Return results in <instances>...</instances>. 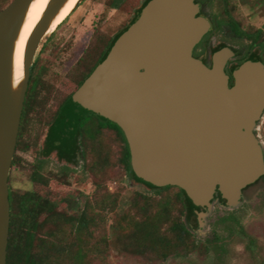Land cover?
I'll return each mask as SVG.
<instances>
[{
	"label": "water",
	"instance_id": "obj_1",
	"mask_svg": "<svg viewBox=\"0 0 264 264\" xmlns=\"http://www.w3.org/2000/svg\"><path fill=\"white\" fill-rule=\"evenodd\" d=\"M32 0L0 11V264H7L9 177L17 147L31 68L47 36V13L28 42L24 81L11 89L13 46ZM195 0H151L112 45L72 97L81 117L117 125L139 177L156 188H179L205 221L215 204L236 209L243 192L264 177L256 130L264 115V65L246 61L233 72L225 48L211 68L192 52L208 33Z\"/></svg>",
	"mask_w": 264,
	"mask_h": 264
},
{
	"label": "trees",
	"instance_id": "obj_2",
	"mask_svg": "<svg viewBox=\"0 0 264 264\" xmlns=\"http://www.w3.org/2000/svg\"><path fill=\"white\" fill-rule=\"evenodd\" d=\"M12 1L0 0V11ZM150 1L144 0L128 25L115 35L97 36L96 42L85 51L69 74V80L75 85L74 91L60 101L50 115L46 114V107L53 87L44 79L47 67L40 65V57L35 60L12 163V167L21 165L22 160L17 153H27L35 148L37 159L32 166L31 180L36 186L49 185L43 171L47 160L55 153L57 159L66 164L60 172L64 184H68L70 174L76 172L72 166L81 163L82 175L102 178L94 181L96 189L103 186L108 173L116 171V175L128 177L130 182L143 186L150 194L133 193L127 210L121 214L117 211L120 191L106 192L97 203L87 199L82 207L77 208L76 199H73L71 206L60 208L59 203L44 197L39 191L18 193L10 190L7 264H108L113 250L121 258L142 259L149 264H208L213 254L221 256V260L233 241L243 245L252 264H264L263 247L240 226L237 211L228 212L216 221L215 229L220 227L224 236L214 231L212 240L199 241L187 223L195 221V211L200 209H196L179 188L147 185L133 168L123 131L102 118L79 116L72 105L73 95ZM230 1L233 0H221L220 9L226 13V24L237 31L234 17L237 6ZM124 4L125 0H108L105 7L117 11ZM56 32L43 45L41 55L55 49ZM241 36L254 42L264 41V33L260 30L252 33L242 31ZM244 60L246 58L239 63ZM259 61L263 60L259 58ZM34 116L42 130L45 129L42 147H39L41 136L30 133ZM109 221L111 224L107 226Z\"/></svg>",
	"mask_w": 264,
	"mask_h": 264
},
{
	"label": "rangeland",
	"instance_id": "obj_3",
	"mask_svg": "<svg viewBox=\"0 0 264 264\" xmlns=\"http://www.w3.org/2000/svg\"><path fill=\"white\" fill-rule=\"evenodd\" d=\"M107 1L83 0L58 31L55 30L51 33L53 34L57 31L53 43V48L56 50L49 49L46 54H40L43 45L47 44L51 34L47 35L41 42L35 60L40 57V65L47 67L48 73L45 74L44 79L53 87L46 107L47 115L53 113L60 101L74 91L75 85L69 80V74L83 57L85 51L96 42L97 36H113L125 28L144 0H125V4L117 11L108 10L105 7V2L107 3ZM233 1L237 6L234 17L240 23L242 31L252 33L255 30H260L264 33V3L261 7H256L255 4L258 5V3H255V0ZM233 1L230 2L233 4ZM228 44H232V42L228 41ZM43 119V121H46V118L43 117ZM37 120L38 118H33L30 133L33 136L37 134L41 136L39 147H42L45 129L43 128L42 130V125ZM256 135L264 153V115L258 123ZM36 155L35 148H32L27 153H17V157L22 160V163L11 168L9 190L18 193L39 191L44 197L59 203L60 208L71 206L73 199H76L77 208L82 207L87 199L97 203L105 196L106 192L113 194L116 191H120L117 211L121 214L127 210L129 199L133 193L150 194L143 186L130 182L128 177L116 175V171L108 173L107 179L104 178L103 186L100 189H96L94 181L102 178L90 174L82 175L81 163L77 166H72L76 169V172L71 173L68 178V184H64L62 182L63 178L60 177V172L66 164L59 161L55 153L47 160L43 171L44 177L49 179V185L46 187L36 186L31 180L32 166L36 163ZM238 210L240 211L238 212ZM233 211H237L236 215L240 219V226L256 238L264 250V179L244 190L242 204L238 208L223 209L218 204H215L205 221L199 222L195 220L187 223V226L199 241L212 240L214 231L219 232L222 236L225 235L220 227L215 229L216 221L225 217L228 212ZM110 224L111 221L108 222L107 226ZM227 249L228 252L221 260H219L221 256L217 257V255L213 254L208 264H252L247 259L248 256L242 244L233 241L230 242ZM113 251L109 254L108 264H149L142 259L137 261L121 258Z\"/></svg>",
	"mask_w": 264,
	"mask_h": 264
},
{
	"label": "flooded vegetation",
	"instance_id": "obj_4",
	"mask_svg": "<svg viewBox=\"0 0 264 264\" xmlns=\"http://www.w3.org/2000/svg\"><path fill=\"white\" fill-rule=\"evenodd\" d=\"M220 1L221 0H195V3L199 6V14L197 17L205 19L209 23L210 28L200 43L193 49L192 56L200 60L208 68H211L213 55L216 52L228 48L232 52L233 57L227 61L224 72L229 78V87H231L234 83V70L244 62L249 61V58H253L251 61L261 62L264 65V41L254 42V40L246 36H241V25L236 19L238 30H232L225 22L226 13H222ZM255 1V3H258V5L255 4L256 7H261L264 3V0ZM223 7H225V5ZM228 41L232 42V44H228ZM261 45L263 48H261ZM245 58L246 60L239 63L240 60ZM259 58L263 61H259ZM260 180L257 183H259Z\"/></svg>",
	"mask_w": 264,
	"mask_h": 264
},
{
	"label": "bare ground",
	"instance_id": "obj_5",
	"mask_svg": "<svg viewBox=\"0 0 264 264\" xmlns=\"http://www.w3.org/2000/svg\"><path fill=\"white\" fill-rule=\"evenodd\" d=\"M47 22V35L57 30L77 9L83 0H61ZM57 0H32L26 10L22 25L13 46L11 66V89L15 96L24 81V61L27 45L39 24L48 13L56 7Z\"/></svg>",
	"mask_w": 264,
	"mask_h": 264
}]
</instances>
